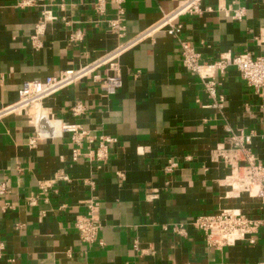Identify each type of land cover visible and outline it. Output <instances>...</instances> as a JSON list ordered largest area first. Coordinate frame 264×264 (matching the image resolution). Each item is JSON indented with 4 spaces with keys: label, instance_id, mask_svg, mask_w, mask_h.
<instances>
[{
    "label": "crops",
    "instance_id": "0c3cea01",
    "mask_svg": "<svg viewBox=\"0 0 264 264\" xmlns=\"http://www.w3.org/2000/svg\"><path fill=\"white\" fill-rule=\"evenodd\" d=\"M21 1L0 0V111L18 102L24 82L43 83L94 62L185 0H125L123 36L108 24L117 15L114 5L101 17L96 0H33L26 8ZM202 7V15L178 21L201 63L245 53L264 57V0H204ZM238 10L242 20L234 19ZM39 27L37 49L32 37ZM76 34L82 39L74 41ZM96 73L105 75L106 68ZM120 76L114 95L90 75L44 102L57 119L79 123L95 138L84 140L77 163L69 134L36 139L28 112L0 119V264H263L264 229L255 244L237 240L215 249L190 225L226 209L264 213L259 200L233 194L231 170L213 159L217 148L230 146V130L253 132L250 150L264 165V89L249 87L231 67L216 74L212 97L183 68L179 44L166 31L124 54ZM77 103L87 111L73 118ZM101 137L117 141L98 162L88 154ZM171 164L177 166L168 172ZM91 203L101 243L86 244L76 221ZM180 224L186 236L171 232Z\"/></svg>",
    "mask_w": 264,
    "mask_h": 264
},
{
    "label": "built area",
    "instance_id": "2783aa9c",
    "mask_svg": "<svg viewBox=\"0 0 264 264\" xmlns=\"http://www.w3.org/2000/svg\"><path fill=\"white\" fill-rule=\"evenodd\" d=\"M57 1V0H52ZM204 0H185L181 2L178 8L170 14L165 15L151 28L139 34L136 38L126 43L120 44L105 55L76 70H66L58 76L48 77L45 82L26 81L19 91V100L16 104L7 106L0 111V119L8 114H23L28 112L32 115V126L36 131V139L62 138L69 134L71 143L75 147L72 151V162L77 163L81 157V148L85 139L88 142H95V138L90 136L89 132L83 129L79 123L69 122L57 119L52 111L45 107L44 102L53 97L56 93L69 88L80 80L92 75L95 82H99L107 95H114L122 87L120 76V58L129 50L154 34L160 31H166L178 44L180 48L181 62L183 68L192 75L198 76L205 85L207 92L216 96L217 83L215 76L217 73H224L229 68L235 67L241 74L244 81L251 88L256 90L264 89V57H253L248 53L241 54L232 58H222L211 63H201L200 55L194 49L192 44L185 39L183 34L184 26L179 23L183 16L202 15ZM125 0H96L93 3V9L101 17H106L108 5H114L117 15L114 19L108 21L111 30L118 32L123 36V26L121 22L124 17ZM35 1L22 0L20 6L23 8L33 6ZM64 8V4H61ZM50 17V14H46ZM243 10L235 12L234 19L242 20ZM51 18V17H50ZM42 28V27H41ZM41 35L40 27L37 33L32 37L34 46L37 49L42 48L39 40ZM82 36L76 34L73 40H81ZM101 68H106V74L96 73ZM96 73V74H94ZM41 106L42 113H35V109ZM213 107H221L215 104ZM86 106L77 103L71 108L73 118H78L86 113ZM230 132V146H220L213 152L215 161L221 160L224 165L231 170L229 186L235 196L247 195L252 199L259 200L261 209L264 210V165L258 163L250 150L254 133L245 134L244 132ZM116 138L101 137L99 148L95 152H90L88 157L95 161H105L109 156L108 144L115 143ZM35 140L31 141L34 146ZM177 165L171 164L167 171L171 172ZM61 179L70 181L68 176L62 175ZM5 189H1L3 193ZM29 205H36V200L30 198ZM95 204L89 205V212L86 216H81L76 221V228L81 240L86 244L101 243L100 229L101 225L95 210ZM194 230L204 234L206 244L210 248L223 249L237 240H248L251 244L256 243V237L264 229V213L260 217H253L243 213L241 210L226 209L218 214H209L199 216L190 225ZM165 230H168L165 228ZM171 232L178 236L187 235V226L180 224L174 226ZM137 247V246H135ZM4 257V247L0 244V259ZM264 264V262H263Z\"/></svg>",
    "mask_w": 264,
    "mask_h": 264
},
{
    "label": "bare ground",
    "instance_id": "6f19581e",
    "mask_svg": "<svg viewBox=\"0 0 264 264\" xmlns=\"http://www.w3.org/2000/svg\"><path fill=\"white\" fill-rule=\"evenodd\" d=\"M42 111H43V109H41V111H39V112H37V113H40V114H41V113H42ZM34 112H35V111H34Z\"/></svg>",
    "mask_w": 264,
    "mask_h": 264
}]
</instances>
